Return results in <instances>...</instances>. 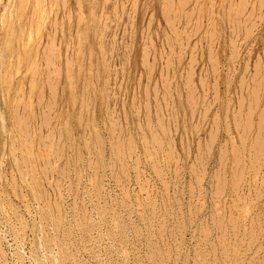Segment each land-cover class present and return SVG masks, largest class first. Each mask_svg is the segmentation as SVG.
<instances>
[{
	"label": "rangeland",
	"instance_id": "1",
	"mask_svg": "<svg viewBox=\"0 0 264 264\" xmlns=\"http://www.w3.org/2000/svg\"><path fill=\"white\" fill-rule=\"evenodd\" d=\"M0 264H264V0H0Z\"/></svg>",
	"mask_w": 264,
	"mask_h": 264
},
{
	"label": "bare ground",
	"instance_id": "2",
	"mask_svg": "<svg viewBox=\"0 0 264 264\" xmlns=\"http://www.w3.org/2000/svg\"><path fill=\"white\" fill-rule=\"evenodd\" d=\"M25 2H26V0H25ZM181 2V1H180ZM261 4V3H260ZM19 5V4H18ZM199 5V4H198ZM25 7V6H24ZM79 8V7H78ZM242 8V7H241ZM259 8V7H258ZM58 9V8H57ZM168 13V12H167ZM173 14V13H172ZM228 14V13H227ZM174 19V18H173ZM53 25H54V23H53ZM175 30V29H174ZM30 31V30H29ZM29 34V33H28ZM12 35V34H11ZM21 35V34H20ZM30 35V34H29ZM51 36H52V34H51ZM210 36V35H209ZM28 40V39H27ZM166 41V40H165ZM38 45V44H37ZM36 47V46H35ZM16 48H17V46H16ZM13 49V48H12ZM65 53V52H64ZM30 65V67H31V64H29ZM49 65H50V63H49ZM33 66V65H32ZM36 66V65H35ZM52 66V65H51ZM46 67V66H45ZM35 68V67H34ZM191 70V69H190ZM53 72V71H52ZM32 73H34V72H32ZM35 73H36V71H35ZM190 73V72H189ZM51 74V73H50ZM50 77V76H49ZM189 79V78H188ZM32 80V79H31ZM50 81V80H49ZM48 81V82H49ZM53 81V80H52ZM55 84V83H54ZM43 85V84H42ZM47 86V85H46ZM50 87V86H49ZM49 87H48V89H49ZM54 88V87H53ZM187 88V87H186ZM50 90V89H49ZM40 92H41V89L39 90ZM19 93V92H18ZM51 95V94H50ZM146 96V95H145ZM240 97V96H239ZM53 98V97H52ZM26 99V98H25ZM43 99V98H42ZM146 99H147V97H146ZM171 99V98H170ZM36 100V99H35ZM52 100V99H51ZM47 102V101H46ZM30 103V102H29ZM19 104V103H18ZM138 104V103H137ZM145 104V103H144ZM239 104V103H238ZM146 105V104H145ZM49 107H51V105L49 106ZM147 107V106H146ZM41 108V107H40ZM254 108V107H253ZM12 109V108H11ZM50 109V108H49ZM16 110V109H15ZM47 110V109H46ZM49 111V110H48ZM139 111V110H138ZM149 111V110H148ZM206 111V110H205ZM239 111V110H238ZM158 112V111H157ZM254 112V111H253ZM77 115V114H76ZM15 117H17V116H15ZM26 119H27V117H25ZM87 118V117H86ZM44 119H45V117H44ZM48 119V118H47ZM191 119V118H190ZM18 120V119H17ZM23 120H25V119H23ZM22 120V121H23ZM49 120V119H48ZM51 120V119H50ZM21 121V122H22ZM46 121V120H45ZM16 122V121H15ZM49 121H47V123H48ZM146 123V122H145ZM244 124V123H243ZM246 125V124H245ZM23 126H25V125H23ZM40 126V125H39ZM51 126V125H50ZM151 126V125H150ZM246 127V126H245ZM27 128V127H26ZM29 128V127H28ZM40 128V127H39ZM166 128V127H165ZM247 128V127H246ZM39 130V129H38ZM50 130V129H49ZM20 131V130H19ZM22 131H24V130H22ZM83 132V131H82ZM154 132V131H153ZM41 133V132H40ZM47 133H48V131H47ZM26 134V133H25ZM49 134V133H48ZM213 134V133H212ZM22 135V134H21ZM28 135H29V133H28ZM27 135V136H28ZM39 135V134H38ZM50 135H51V133H50ZM25 136V135H24ZM30 138V137H29ZM28 138V139H29ZM40 138V137H39ZM46 138V137H45ZM44 139V138H43ZM49 139V138H48ZM47 139V140H48ZM59 139V138H58ZM42 140V139H41ZM45 140V139H44ZM18 141V140H17ZM30 141V140H29ZM43 141V140H42ZM153 141H154V139H153ZM23 142H25V141H23ZM57 142V141H56ZM141 142V141H140ZM159 142V141H158ZM27 143V142H26ZM58 144V143H57ZM43 145V144H42ZM29 146V145H28ZM51 146V145H50ZM19 147V146H18ZM24 147V146H23ZM45 147V146H44ZM43 147V148H44ZM55 147H56V145H55ZM47 148V147H46ZM173 148V147H172ZM49 149H50V147H49ZM52 149V148H51ZM31 150V149H30ZM56 150V149H55ZM44 152V151H43ZM127 153V152H126ZM46 154V153H45ZM149 154V153H148ZM28 155H30V154H28ZM52 157V156H51ZM148 157V156H147ZM40 158V157H39ZM46 158V157H45ZM41 159V158H40ZM47 160V159H46ZM54 161V160H53ZM82 161V160H81ZM16 162V161H15ZM41 162H42V159H41ZM45 162V161H44ZM17 163V162H16ZM22 163H24V162H22ZM82 163V162H81ZM118 163V162H117ZM28 165V164H27ZM55 165V164H54ZM23 166H25L24 164H23ZM48 167H49V165H47ZM51 166V165H50ZM42 167H43V164H42ZM26 169V168H25ZM30 169V168H29ZM45 171H48V170H45ZM40 173V172H39ZM43 175V174H42ZM61 175H62V172H61ZM52 177V176H51ZM45 180H46V177L44 178ZM53 179V178H52ZM34 180V179H33ZM56 181V180H55ZM59 181V180H58ZM46 182H48V181H46ZM48 184H50L49 182H48ZM47 184V185H48ZM147 184V183H146ZM53 185V184H52ZM55 185V184H54ZM57 185V184H56ZM57 188V187H56ZM43 190V189H42ZM56 190V189H55ZM41 191V190H40ZM49 197V196H48ZM45 199V198H44ZM48 199V198H47ZM56 204V203H55Z\"/></svg>",
	"mask_w": 264,
	"mask_h": 264
}]
</instances>
